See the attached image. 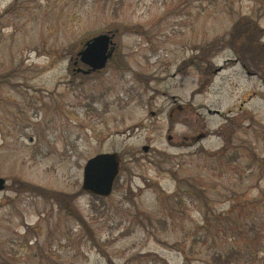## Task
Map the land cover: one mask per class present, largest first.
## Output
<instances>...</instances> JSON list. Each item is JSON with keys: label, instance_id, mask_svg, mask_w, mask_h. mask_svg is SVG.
Masks as SVG:
<instances>
[{"label": "rangeland", "instance_id": "rangeland-1", "mask_svg": "<svg viewBox=\"0 0 264 264\" xmlns=\"http://www.w3.org/2000/svg\"><path fill=\"white\" fill-rule=\"evenodd\" d=\"M0 178V264H264V0H0Z\"/></svg>", "mask_w": 264, "mask_h": 264}, {"label": "water", "instance_id": "water-1", "mask_svg": "<svg viewBox=\"0 0 264 264\" xmlns=\"http://www.w3.org/2000/svg\"><path fill=\"white\" fill-rule=\"evenodd\" d=\"M109 35L103 34L89 40L85 48L78 54L83 64L90 68V72L100 71L106 68L112 58ZM78 63L76 62L75 65ZM82 72V70H78ZM219 114L220 112L217 111ZM171 140V138H169ZM149 147H144L148 152ZM121 158L117 153H103L91 158L84 169V191L100 197H109L114 189L115 180L120 173ZM6 188V181L0 178V191Z\"/></svg>", "mask_w": 264, "mask_h": 264}, {"label": "flooded vegetation", "instance_id": "flooded-vegetation-1", "mask_svg": "<svg viewBox=\"0 0 264 264\" xmlns=\"http://www.w3.org/2000/svg\"><path fill=\"white\" fill-rule=\"evenodd\" d=\"M76 62V61H75ZM75 62H74V64H75ZM79 64H77V66H78ZM76 66V65H75ZM86 67V66H85ZM87 69H88V67H86ZM89 71V70H88Z\"/></svg>", "mask_w": 264, "mask_h": 264}, {"label": "trees", "instance_id": "trees-1", "mask_svg": "<svg viewBox=\"0 0 264 264\" xmlns=\"http://www.w3.org/2000/svg\"><path fill=\"white\" fill-rule=\"evenodd\" d=\"M119 178V177H118ZM97 197V196H96ZM97 198H100V199H102L101 197H97Z\"/></svg>", "mask_w": 264, "mask_h": 264}]
</instances>
